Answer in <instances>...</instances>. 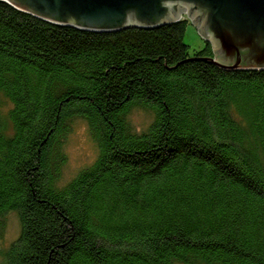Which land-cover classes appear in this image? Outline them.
Masks as SVG:
<instances>
[{"label": "trees", "instance_id": "trees-1", "mask_svg": "<svg viewBox=\"0 0 264 264\" xmlns=\"http://www.w3.org/2000/svg\"><path fill=\"white\" fill-rule=\"evenodd\" d=\"M187 24L95 33L0 1L3 264H264V71L179 63ZM77 117L99 155L60 186Z\"/></svg>", "mask_w": 264, "mask_h": 264}, {"label": "water", "instance_id": "water-1", "mask_svg": "<svg viewBox=\"0 0 264 264\" xmlns=\"http://www.w3.org/2000/svg\"><path fill=\"white\" fill-rule=\"evenodd\" d=\"M0 1L53 25L95 33L155 29L186 19L187 50L179 63L204 60L225 71H264V0ZM206 42L213 57L194 58Z\"/></svg>", "mask_w": 264, "mask_h": 264}, {"label": "rangeland", "instance_id": "rangeland-1", "mask_svg": "<svg viewBox=\"0 0 264 264\" xmlns=\"http://www.w3.org/2000/svg\"><path fill=\"white\" fill-rule=\"evenodd\" d=\"M185 13L183 14V16ZM190 26L198 31L194 24ZM205 47V46H204ZM11 109L9 101L3 97L0 101V111L6 120ZM127 121L134 133L145 132L154 120L153 112L141 107L133 108L127 115ZM70 133L67 136L64 152L66 164L62 168L60 186L66 185L81 171L92 166L98 158L99 148L94 140L89 123L84 118H74L69 123ZM12 133L11 125L8 126L7 134ZM5 232L0 239L1 251H6L10 244L17 239L20 233V220L16 212L8 213L4 218ZM0 264H3V255H0Z\"/></svg>", "mask_w": 264, "mask_h": 264}]
</instances>
